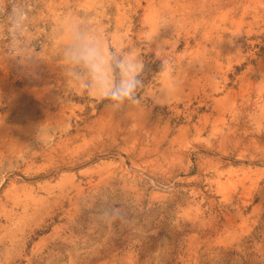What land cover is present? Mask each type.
Masks as SVG:
<instances>
[{"label":"rangeland","instance_id":"374dc122","mask_svg":"<svg viewBox=\"0 0 264 264\" xmlns=\"http://www.w3.org/2000/svg\"><path fill=\"white\" fill-rule=\"evenodd\" d=\"M74 28L139 104L80 91ZM0 264H264V0H0Z\"/></svg>","mask_w":264,"mask_h":264},{"label":"clouds","instance_id":"9594fccd","mask_svg":"<svg viewBox=\"0 0 264 264\" xmlns=\"http://www.w3.org/2000/svg\"><path fill=\"white\" fill-rule=\"evenodd\" d=\"M27 19L26 10L13 4L7 16V33L10 42L19 39ZM63 60L79 66L86 73V80L79 89L100 101H108V107L119 109L125 104H139L138 90L143 87L141 58L132 53H114L87 32L74 28ZM162 67L170 71V61L165 59Z\"/></svg>","mask_w":264,"mask_h":264}]
</instances>
